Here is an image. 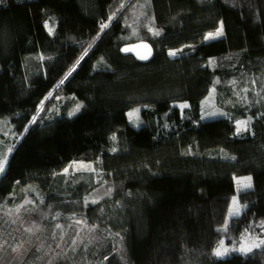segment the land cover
I'll return each instance as SVG.
<instances>
[{
    "label": "trees",
    "instance_id": "16d2710c",
    "mask_svg": "<svg viewBox=\"0 0 264 264\" xmlns=\"http://www.w3.org/2000/svg\"><path fill=\"white\" fill-rule=\"evenodd\" d=\"M8 1L0 207L34 201L49 223L84 229L79 264H264V113L201 117L212 88L264 69V0ZM141 40L149 62L121 54ZM73 162L100 166L102 198L56 182ZM234 176L252 188L223 231Z\"/></svg>",
    "mask_w": 264,
    "mask_h": 264
},
{
    "label": "rangeland",
    "instance_id": "374dc122",
    "mask_svg": "<svg viewBox=\"0 0 264 264\" xmlns=\"http://www.w3.org/2000/svg\"><path fill=\"white\" fill-rule=\"evenodd\" d=\"M11 1L13 0H9L7 3ZM218 29L221 30V27L206 33L203 41L220 38L222 35H213V38L206 39L210 33L215 34ZM174 52L177 53L178 50ZM201 105L202 118L230 116L236 109L245 112V114L250 110L264 113V69L256 74L235 77L224 86L212 88ZM139 109L140 107L137 106L127 112L129 124L135 127L139 125ZM243 122L245 120H238L237 125L240 126ZM7 154L8 151H5L4 156L0 155V163L5 164ZM60 174L61 177L56 182L59 181L64 191L84 187L89 189L88 198L92 200L102 198L104 176L99 165L90 162H73L68 165L67 172L64 170ZM233 180L235 195L229 203L223 231H225L228 221L241 211L238 195L252 188L249 176H234ZM52 215H54L52 218L54 220L55 216L59 214L54 212ZM56 224L58 226L49 223L48 213L44 206L34 201H21L13 208L0 207V264H18L26 258L27 251L31 252V257L26 258V264H39L41 258L48 259V263H52L59 256L63 257L62 260L67 264H79L82 261V256L78 254L77 247L72 244L81 239L84 229L66 226L67 223L62 222ZM84 235L91 236L87 232ZM88 240L91 242L94 239L89 237ZM243 245L247 246L246 243ZM54 248L57 250L54 251ZM36 250H40V252H35ZM39 253L42 255L40 256ZM44 263L47 264V262Z\"/></svg>",
    "mask_w": 264,
    "mask_h": 264
},
{
    "label": "water",
    "instance_id": "95a60500",
    "mask_svg": "<svg viewBox=\"0 0 264 264\" xmlns=\"http://www.w3.org/2000/svg\"><path fill=\"white\" fill-rule=\"evenodd\" d=\"M147 45V47H144ZM124 49H129V51H124ZM122 55L131 56L136 61L140 63H147L151 60L153 56V49L151 45L146 41H136L132 43H127L120 48ZM142 56H147V59H141Z\"/></svg>",
    "mask_w": 264,
    "mask_h": 264
},
{
    "label": "snow or ice",
    "instance_id": "6c2138e0",
    "mask_svg": "<svg viewBox=\"0 0 264 264\" xmlns=\"http://www.w3.org/2000/svg\"><path fill=\"white\" fill-rule=\"evenodd\" d=\"M122 7H123V5H122ZM103 27H107V25H103L102 26V28ZM156 35H158V33H156ZM213 35H215V36H220V35H222V31L221 30H217V32L215 33V34H212V33H210L209 34V36L208 37H206V39H209V38H213ZM144 47H147V45H144ZM124 51H129V49H124ZM177 53L176 52H174V51H170L169 52V55L170 56H175ZM148 57L147 56H142L141 57V59H147ZM181 107H187V105H181ZM131 115V114H130ZM238 131H239V129H238ZM4 171V163H0V172H3ZM65 171L67 172V169H65ZM93 202H95V201H93ZM234 214H238V213H234ZM13 251H16V249H13ZM217 256H220V255H222V253L218 250L216 253H215Z\"/></svg>",
    "mask_w": 264,
    "mask_h": 264
}]
</instances>
